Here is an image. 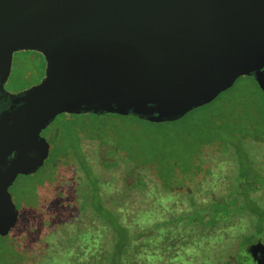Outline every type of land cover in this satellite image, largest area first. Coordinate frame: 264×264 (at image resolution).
Returning a JSON list of instances; mask_svg holds the SVG:
<instances>
[{
  "label": "water",
  "instance_id": "water-1",
  "mask_svg": "<svg viewBox=\"0 0 264 264\" xmlns=\"http://www.w3.org/2000/svg\"><path fill=\"white\" fill-rule=\"evenodd\" d=\"M18 50L42 53L45 73L11 94ZM241 76L264 95V0H0V236L19 220L8 188L44 165L58 115L175 121ZM246 250L264 264L261 240Z\"/></svg>",
  "mask_w": 264,
  "mask_h": 264
},
{
  "label": "trees",
  "instance_id": "trees-1",
  "mask_svg": "<svg viewBox=\"0 0 264 264\" xmlns=\"http://www.w3.org/2000/svg\"><path fill=\"white\" fill-rule=\"evenodd\" d=\"M263 112L262 91L253 77L241 76L210 103L191 110L178 120L162 122L168 124L171 132L163 131L160 139L147 135L152 134V131L147 133L145 130H139L142 133L135 132L138 135L133 133L134 139L140 143L138 148L144 158L140 165L134 166L131 160L127 161V154L126 157L122 156L126 170L130 167H135L133 170L136 172L139 169H150L160 183V190L178 193L184 191L186 194L185 204L178 211L169 212L160 222L145 223L141 222V207L124 206L121 210L123 202L118 204V207L107 205L101 194L99 177L88 170L81 133L89 139H97L104 148L105 162H109L105 168L116 166L112 156L116 148L109 149L103 134L89 133V125L80 122L75 124L72 117H92V127L95 130H103L109 122L108 119L113 117H119L125 122L126 129L130 123L125 120L139 125L148 121L131 115L117 114L58 115L57 117L63 119L60 124L62 129L73 130L69 131L65 138L68 145L64 147L65 153L63 149L59 152L53 151L52 163L64 157L73 158L77 162L84 175L78 179L76 187L77 195L81 198L77 201V208L81 214H88L90 222H97L105 229L104 232L109 233L108 244L103 242L97 245V235H91L92 241L84 247L76 239H68L70 245L65 248V253L69 255L68 264H155L157 257L162 258L165 263L175 262L179 257H183L184 264H195V255H199L200 260L205 263V244L213 242L215 231H221L242 216L249 217L252 228L239 237L231 253L228 252L230 244L222 247V243L221 253L215 255V264H251L252 258L246 247L256 241L252 239L253 235L259 236L264 229V203H260L254 194L264 188V164L258 161L253 153L255 143H261L264 147V123H256L257 120H264ZM73 139L76 142H73ZM125 139L128 143L132 142L128 138ZM212 145L222 154L229 156L234 164L226 188L216 193L211 191L209 197L202 199L193 191L194 186L190 191L187 190L195 183L197 176L202 174L206 177L210 174L209 169H204L205 159L201 153L203 147ZM70 148L75 154L69 151ZM67 152L70 153L66 154ZM48 169L53 176L48 184L51 190L49 197L45 204L36 199L29 213L25 212L23 204L20 205L18 225L22 227V231H19L20 228L12 229L7 236H0V264H19L23 260L25 248L37 242L33 237L36 225L53 214L64 216L71 205L68 195L64 193L55 177L52 165ZM146 178L127 177L124 174V177H120V193L134 190L144 192L148 187ZM23 235H27L28 240L18 246V240ZM187 242L189 244L186 246ZM8 247L11 250H7ZM189 247L192 248V254L187 256L186 250Z\"/></svg>",
  "mask_w": 264,
  "mask_h": 264
},
{
  "label": "rangeland",
  "instance_id": "rangeland-1",
  "mask_svg": "<svg viewBox=\"0 0 264 264\" xmlns=\"http://www.w3.org/2000/svg\"><path fill=\"white\" fill-rule=\"evenodd\" d=\"M45 66V57L38 51H14L11 56V72L4 85L5 91L11 94L19 93L20 91L39 83L44 77ZM72 119H74L72 121L75 124L80 122L84 123L86 126L89 125L87 129L91 134H103L105 141L109 145L107 146L109 149L116 148L112 154L116 166L114 168H105L106 164L109 162H107L108 160L105 162L104 148L100 145L97 139H89L84 137V134L81 133L82 148L86 155V164L89 165L88 170L91 174H95L99 177L101 194L107 205L110 204L113 207H118V204L123 202L124 204L120 209L124 208V206L143 208V210H141V215L143 216L142 223L160 222L165 219L169 212H176L180 207H183V204H185L184 198L186 197L184 191H181L183 193H178L176 191L164 192L160 190L158 187L160 183L155 178L156 175L150 172V169H139L136 172L133 170L135 167H130L129 170H126V163L122 158V156L126 157L127 154V161L130 162L131 160L134 166L140 165V161L144 157H141V152L138 148L140 145L139 141L134 139L135 135H138L135 132L142 133L139 130H145L147 133L148 131H152V134L148 133L147 135L160 139L163 135V131L171 132L168 124L161 122V124L143 122L139 125V123H131L130 120H125L130 123L128 124V129H126L125 127L127 124L125 122H122L119 117H113L112 119H108L109 122L103 130H95L94 127H92V117L81 115L78 117H72ZM62 120L63 119L60 117H56L50 123L45 132L48 133V131L57 130L58 134L55 138L50 140L49 144L51 150L44 166L30 177H17L10 187V193L13 203L19 210V217L21 214L20 205L23 204L25 207L24 209L26 210L25 212L29 213V210L33 208L37 200L39 202L41 201L42 204L43 202L45 204L51 191L48 188V184L50 182V177L53 176L49 173L48 167H51L52 165L53 171H55L56 174L55 177H57V181L62 186L64 193L68 195L71 205L64 216L53 214L36 225L33 230V237L37 239V242L31 247L25 248L23 260H21L19 264H68L69 255L65 253V248L70 245L68 239H76V241L79 242L80 245L82 244L83 247L89 245L92 241V238H90L91 235H97L99 237V243L97 241L95 242L97 245H101L103 242L108 244L109 242L107 240L109 239V233H106L107 231L104 232L105 229L97 222H90L88 214H81L77 208V201H80L81 198L77 195L76 187L78 179L84 177L77 162L74 161L73 158L67 159L64 157L58 158L57 162L55 161L52 163L54 150L59 152L63 149L65 153L66 149H64V147L68 146L65 142V138L69 131L73 130L66 128L63 130L60 126ZM256 123L263 124L264 120H257ZM125 138H128L132 142L128 143ZM73 142H76L75 139H73ZM122 146L125 147V149ZM254 146L253 153L255 157L258 161L264 164L263 145L261 143H255ZM69 151L73 152L74 150L72 151L70 148ZM74 152L73 154H75ZM68 153L70 152H67L66 154ZM201 154L205 159L203 164L204 169H209L212 173L210 172L206 177H203L202 174L197 176L195 179L196 184H191V187L187 191H190L194 186L193 191H195L197 196L205 199L209 197L212 192L216 193L222 191L221 189H224V187L226 188L229 181L228 177L234 163L229 156L222 154L215 145L203 147ZM123 172H125L124 174L127 177H147V189L144 192L134 190L121 194L120 177H124ZM254 194L260 203H264V188L256 191ZM28 218L30 219L31 217ZM137 221L140 222L139 219H137ZM18 224L19 220L13 229L20 228L19 231H22V227ZM251 228L252 224L249 217L242 216L230 225L224 227L221 231H215L213 242L205 244L207 248L203 252L206 255V262L204 263L200 260L199 255H195L194 263L215 264V259H217L216 256L221 253L220 246L222 243V247H226L230 244L228 252L231 253L232 248L235 249V243L238 241L239 237L246 234ZM104 233H106V235ZM27 238V235H23V237L18 240V246L25 244L28 240ZM252 239H259L264 243V229L259 236L254 234ZM189 242L186 243V246ZM190 249L192 248L189 247L186 250L187 256L189 253L192 254ZM7 250L11 249L8 247ZM213 256H215V258ZM183 259V257H179L175 262L165 263L162 261V258L157 257L154 262H156L155 264H184L182 262ZM250 262L251 264H254L252 259Z\"/></svg>",
  "mask_w": 264,
  "mask_h": 264
},
{
  "label": "flooded vegetation",
  "instance_id": "flooded-vegetation-1",
  "mask_svg": "<svg viewBox=\"0 0 264 264\" xmlns=\"http://www.w3.org/2000/svg\"><path fill=\"white\" fill-rule=\"evenodd\" d=\"M10 72H11V68H10ZM9 75H10V73H9ZM9 77V76H8ZM8 79V78H7ZM6 83V82H5ZM10 104H11V99H10V97L8 96V95H5L4 93H2V92H0V112L1 111H3V110H7V109H9V106H10ZM50 125V124H49ZM49 125L47 126V127H45L41 132H40V135L41 136H43L49 143H50V140L51 139H53L54 137H56L57 136V131H48V133H45L46 132V130H47V128L49 127ZM50 150H51V146L49 147V153H50ZM49 156V155H48ZM9 158H10V156H8V160H9ZM48 158V157H47ZM46 161V160H45ZM45 163V162H44ZM44 166V165H43ZM42 166V167H43ZM42 167H40L39 169H41ZM39 169L36 171V172H38L39 171ZM35 172V173H36ZM34 174V173H33ZM30 175H32V174H28V175H17V177H19V176H23V177H27V176H30ZM16 177V178H17ZM16 180V179H15ZM14 180V181H15ZM14 183V182H13ZM10 187L11 186H9V188H8V191L10 192ZM11 194V193H10ZM255 242V241H254ZM254 242H252V243H254ZM251 244V243H250ZM249 245V244H248ZM248 247V246H247ZM247 247H246V249H247Z\"/></svg>",
  "mask_w": 264,
  "mask_h": 264
}]
</instances>
